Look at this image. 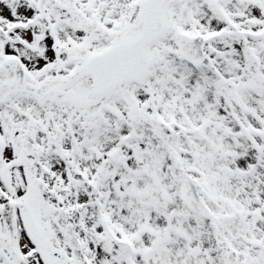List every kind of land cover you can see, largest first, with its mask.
<instances>
[{
  "label": "snow or ice",
  "instance_id": "1",
  "mask_svg": "<svg viewBox=\"0 0 264 264\" xmlns=\"http://www.w3.org/2000/svg\"><path fill=\"white\" fill-rule=\"evenodd\" d=\"M0 264H264V0H0Z\"/></svg>",
  "mask_w": 264,
  "mask_h": 264
}]
</instances>
